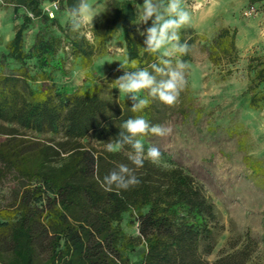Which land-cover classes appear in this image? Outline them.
<instances>
[{"label": "trees", "instance_id": "trees-1", "mask_svg": "<svg viewBox=\"0 0 264 264\" xmlns=\"http://www.w3.org/2000/svg\"><path fill=\"white\" fill-rule=\"evenodd\" d=\"M246 1L264 6V0ZM2 2L19 21L0 53L11 70H0V264H264L255 256L252 238L209 262L218 214L203 184L186 168L146 159L135 169L131 146L107 150L127 119L143 116L150 124L164 125L176 110L185 112L191 99L189 67L186 88L171 107L154 99L134 113L128 97L111 92L124 73L121 65L134 70L132 60L141 68L159 64V54L142 50L146 37L137 27L135 5L143 0H109L90 24L92 38L81 29L73 32L69 20L63 24L57 15L68 13L77 0ZM54 2L59 7L51 17L44 4ZM36 22L40 27L28 42ZM150 26L151 21L144 30ZM117 32L124 55L105 76L97 74L96 62L108 55V40ZM180 41L189 51L173 57V66L177 58L189 65L196 46L216 67L240 59L236 28L222 27L207 39L186 25ZM73 66L90 71L83 87L63 80ZM247 72L248 103L259 109L264 105V54L249 57ZM232 74L226 68L224 77ZM153 136L141 137L145 153L153 147L148 140ZM121 164L135 169L140 184L106 191L101 181ZM125 222L136 234L127 231Z\"/></svg>", "mask_w": 264, "mask_h": 264}, {"label": "rangeland", "instance_id": "rangeland-1", "mask_svg": "<svg viewBox=\"0 0 264 264\" xmlns=\"http://www.w3.org/2000/svg\"><path fill=\"white\" fill-rule=\"evenodd\" d=\"M108 1L89 0L96 14L93 20L103 13ZM183 6L191 16L189 25L207 39L222 27L236 28L240 59L235 65L216 67L196 46L189 63L191 99L183 106L185 112L176 110L164 123L172 129L170 135L148 140L164 151L160 164L186 168L215 204L220 227L216 247L207 256L209 262L246 244L248 238L254 240L255 256L264 261V105L250 107L246 93L249 57L264 54V6H250L246 0H184ZM58 7L57 2L44 4L51 17ZM57 15L63 24L69 20L67 12ZM18 21L12 7L0 0V53L12 39ZM39 27L36 22L28 31V42ZM137 27L139 32L144 31V24L137 23ZM89 29L90 24L81 28L92 38ZM107 47L108 55L96 62L100 68L97 74L103 76L124 55L118 32L108 40ZM229 67L233 74L224 77ZM5 68L11 71L0 61V70ZM88 72L73 66L63 80L72 87H83ZM115 87L111 92L120 94ZM125 226L130 234H136L135 227L128 222Z\"/></svg>", "mask_w": 264, "mask_h": 264}, {"label": "clouds", "instance_id": "clouds-1", "mask_svg": "<svg viewBox=\"0 0 264 264\" xmlns=\"http://www.w3.org/2000/svg\"><path fill=\"white\" fill-rule=\"evenodd\" d=\"M183 4L184 0H143V4L135 5L137 23L147 25L151 21V26L140 32V35L146 37L142 50L150 54H159V64L154 62L148 68H141L136 60H132L131 68L134 70H126L120 64L124 73L113 84L120 94H124L132 101L131 111L134 113L142 112L154 99L167 106H174L186 88L185 77L189 65L179 58L176 59L174 66L172 63L173 57L183 56L189 51V45L180 41V30L191 22L190 13ZM95 16L89 0H77V3L68 9L73 32H78L87 24L92 25ZM140 93H146V96L142 97ZM121 129L117 139L107 142L109 152L119 151L125 145L131 146L134 152L129 154V160L135 169L143 167L146 159L152 163L161 161L162 153L158 148L149 147L145 153L141 137L149 134L168 136L172 131L170 127L153 125L143 116H136L127 119L121 125ZM135 169L125 164L119 165L118 169L104 176L101 187L106 191H120L138 186L140 180L135 174Z\"/></svg>", "mask_w": 264, "mask_h": 264}]
</instances>
